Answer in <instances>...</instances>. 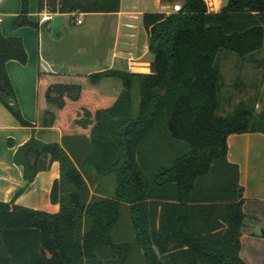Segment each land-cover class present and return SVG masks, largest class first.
Segmentation results:
<instances>
[{
    "label": "trees",
    "instance_id": "16d2710c",
    "mask_svg": "<svg viewBox=\"0 0 264 264\" xmlns=\"http://www.w3.org/2000/svg\"><path fill=\"white\" fill-rule=\"evenodd\" d=\"M28 3L20 0L15 26H38L27 16ZM120 6L121 0H38L39 10L51 13ZM143 23L153 55L149 72L38 70L37 123L52 125L57 117L68 130L72 116L81 133L90 131L94 149L83 163L113 172L115 194L91 196L84 165L65 141L31 136L17 146L14 161L29 182L58 160L50 200L59 209L15 203L22 187L10 200H0V264H130L135 253L141 264H248L240 254L244 189L238 164L227 158V136L264 132V0H227L218 11L207 0H182L179 10L145 11ZM228 53L240 68L245 62L261 68L262 76L246 83L237 74L232 86L248 97L221 113L222 61ZM11 58L26 61L23 41L0 30V101L19 124L33 126L16 100L5 64ZM105 77L122 80L117 96L82 83Z\"/></svg>",
    "mask_w": 264,
    "mask_h": 264
},
{
    "label": "crops",
    "instance_id": "0c3cea01",
    "mask_svg": "<svg viewBox=\"0 0 264 264\" xmlns=\"http://www.w3.org/2000/svg\"><path fill=\"white\" fill-rule=\"evenodd\" d=\"M145 0H121L118 11H76L63 13L62 33L54 36L45 15L55 13L38 8V0H29L28 18L38 26L27 23L15 26L20 11V0H0V30L5 36H19L27 52L25 62L8 59L6 69L13 86L19 109L23 116L36 123L21 125L0 101V200H10L27 207L56 212L57 202L50 200V188L59 175V162L52 159L45 169L37 171L26 182L23 167L14 161L18 145L31 136L44 142L65 141L67 149L75 154L80 166L94 149L90 131L81 133L74 118L69 116L70 129H64L56 117L52 125L37 123L42 107L37 105L38 70L58 73H81L117 68L133 72L151 71L152 52L149 50L148 31L143 23V13L149 7ZM157 11L164 10V3ZM209 2V0H207ZM227 0H217L210 8L218 11ZM78 18H82L79 22ZM85 86H95L98 94L117 96L123 83L117 77H105L98 83L88 78ZM138 84L132 85V106L136 114L140 94L135 96ZM139 89V88H138ZM111 102V100H106ZM113 102V100H112ZM99 102L92 106L96 109ZM51 106V105H50ZM138 106V107H137ZM55 111L56 109L51 106ZM57 112V111H56ZM13 144L8 143V139ZM227 158L239 166V183L243 185V210L246 213L242 226L240 254L248 264H264V132H232L227 136ZM98 157V156H97ZM100 158V157H99ZM84 165V163H83ZM90 183L91 196H114L116 180L113 172H100L94 164L81 167Z\"/></svg>",
    "mask_w": 264,
    "mask_h": 264
},
{
    "label": "rangeland",
    "instance_id": "374dc122",
    "mask_svg": "<svg viewBox=\"0 0 264 264\" xmlns=\"http://www.w3.org/2000/svg\"><path fill=\"white\" fill-rule=\"evenodd\" d=\"M162 3H164L166 6L162 7L164 10L170 11L173 9L174 4H181L182 0H174L171 2L168 1H163L161 0ZM217 0H209L207 1L209 8L210 6L215 3L216 4ZM148 9H157L159 7V3L156 0H145L143 1ZM211 9V8H210ZM261 55V54H260ZM226 57L222 61L223 65V73H224V78H225V85L222 88V99H221V107H220V112L221 113H226L230 110L233 109L237 101L241 98H247L248 94L247 93H238L235 91V89L232 86V82L234 81L235 77L237 74H241L242 78L246 81V83H250L253 80H260L262 76V70L261 68H256L254 64L250 62H245L243 64V68H240V63L237 61L236 56L234 53H228L225 55ZM249 91L252 93L253 90L249 89ZM135 96L137 97L139 93V89L137 88L135 90ZM229 96H232L230 99ZM138 107V106H137ZM259 108H262V104L260 103ZM108 176H111V178L114 179L115 174L112 173ZM131 263L130 264H141L140 259L138 258L137 254H133L131 258Z\"/></svg>",
    "mask_w": 264,
    "mask_h": 264
},
{
    "label": "water",
    "instance_id": "95a60500",
    "mask_svg": "<svg viewBox=\"0 0 264 264\" xmlns=\"http://www.w3.org/2000/svg\"><path fill=\"white\" fill-rule=\"evenodd\" d=\"M64 19L63 13H55L52 16L51 21L49 22L48 26L51 29V32L54 36L59 33H62L61 24Z\"/></svg>",
    "mask_w": 264,
    "mask_h": 264
},
{
    "label": "built area",
    "instance_id": "2783aa9c",
    "mask_svg": "<svg viewBox=\"0 0 264 264\" xmlns=\"http://www.w3.org/2000/svg\"><path fill=\"white\" fill-rule=\"evenodd\" d=\"M181 8V4H174V7L172 10H179ZM52 14H48V15H45L43 17V19L47 20V19H52ZM78 21L81 22L82 21V18H78Z\"/></svg>",
    "mask_w": 264,
    "mask_h": 264
}]
</instances>
